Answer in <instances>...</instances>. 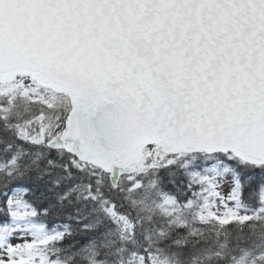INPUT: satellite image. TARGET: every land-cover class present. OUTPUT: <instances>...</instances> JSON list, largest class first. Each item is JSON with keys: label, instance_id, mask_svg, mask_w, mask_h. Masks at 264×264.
Masks as SVG:
<instances>
[{"label": "snow or ice", "instance_id": "snow-or-ice-1", "mask_svg": "<svg viewBox=\"0 0 264 264\" xmlns=\"http://www.w3.org/2000/svg\"><path fill=\"white\" fill-rule=\"evenodd\" d=\"M0 264H264V0H0Z\"/></svg>", "mask_w": 264, "mask_h": 264}]
</instances>
